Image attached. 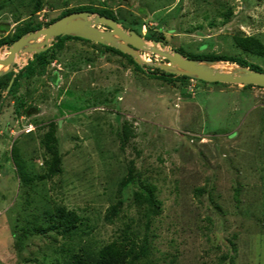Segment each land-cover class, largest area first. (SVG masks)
<instances>
[{
  "label": "rangeland",
  "instance_id": "374dc122",
  "mask_svg": "<svg viewBox=\"0 0 264 264\" xmlns=\"http://www.w3.org/2000/svg\"><path fill=\"white\" fill-rule=\"evenodd\" d=\"M33 2L0 0V40L91 7L184 56L264 71V0ZM50 47L0 104V264L118 245L126 264H264V89L166 82L85 39ZM59 210L73 214L67 230Z\"/></svg>",
  "mask_w": 264,
  "mask_h": 264
},
{
  "label": "water",
  "instance_id": "95a60500",
  "mask_svg": "<svg viewBox=\"0 0 264 264\" xmlns=\"http://www.w3.org/2000/svg\"><path fill=\"white\" fill-rule=\"evenodd\" d=\"M63 35L112 47L130 56L141 68L154 67L164 73L186 76L208 83L252 85L264 89V71L223 60L185 57L177 50L166 47L160 40L145 39L132 29H124L113 18L83 10L67 13L45 26L26 31L7 45L6 54L0 57V76L9 72H12V75L0 96V104L14 73L21 68L22 63H16L14 57L24 56L25 62L33 54L45 51L56 36ZM147 42L150 44L148 45ZM144 54L156 58L145 60L142 57Z\"/></svg>",
  "mask_w": 264,
  "mask_h": 264
},
{
  "label": "trees",
  "instance_id": "16d2710c",
  "mask_svg": "<svg viewBox=\"0 0 264 264\" xmlns=\"http://www.w3.org/2000/svg\"><path fill=\"white\" fill-rule=\"evenodd\" d=\"M40 2H41V0H34L33 6H32V11L33 12L38 11L40 9ZM83 10L84 11H88V12H96V10L91 8V7H78L76 9L65 10L64 12L60 13V15H58L57 17L50 19L45 25H47L48 23L54 21L55 19L59 18L62 15H65L67 13L74 12V11H83ZM97 14L104 15V16L113 18L115 20V18L106 9H102V10L98 11ZM39 27H40L39 25L26 24L22 28L18 29L17 32L14 35H12L10 38L1 39L0 43L4 42V41H7V42L11 43L14 39H16L18 36H20L24 32L29 31V30H34V29H37ZM134 31L138 35H140V32H138L136 30H134ZM69 38H71V39H81L79 37H72V36H67V35L56 36L53 39L51 47L49 48V50L52 49V48L59 49L61 41L64 40V39H69ZM143 38L159 40L153 34L148 35V36L146 35ZM257 44H258V47H259L258 48V52H261L262 49H261L260 43L258 41H257L256 45ZM239 45H241L242 47H246V45L243 42H241V41H240ZM102 46L104 48L110 50V51H113V52L118 53V54H122L123 56H125L127 58V60L135 68L141 70V68L136 63H134L132 61L130 56H128V55H126L124 53H121L120 51H118V50H116V49H114L112 47L104 46V45H102ZM248 49H250V48H248ZM47 50L48 49H46L43 52H40V53H37V54H33L32 57L34 58V60L37 63L41 64V63H43V61L46 60L45 54L47 53ZM180 53H182V52H180ZM185 57L192 58V59L223 60V61H228V62H234V63L239 64L241 66H245V64L243 62H241L239 59L234 58L232 56H225V55H220L219 56V55H212V54L211 55L190 54V55H187ZM32 65H33L32 62L30 61V62H28V64L25 67L18 69V71L16 73H14V75L12 77V81H11V83L9 85V88H8L7 92H6L7 94L14 90L16 79H17L18 76H20V74L22 72L25 73L27 76L33 72L34 69H33ZM144 68H145V71L147 72V74L150 77L157 78V79H160V80H163V81H166V82H170L171 80H174V79H186L187 78L186 76H175V75H172V74L164 73V72H162L159 69L154 68V67L144 66ZM249 68L262 71L260 68L255 67V66H250ZM141 71H143V70H141ZM11 75H12V72H9L7 74H4V75L0 76V88L3 91L5 90V87L7 86V83L9 81ZM201 82H203V81H201ZM212 83L213 84H221V83H218V82H212ZM249 87H252V85L243 86V88H249ZM255 87H257V86H255ZM72 216H73V214L70 213V212L64 213L61 210H59V211H57V214H55L54 217H56L55 222L59 226H62L64 230L65 229L67 230L69 228V226L72 225V224L69 225V222H71V217ZM74 255L75 256L72 257V264H126L128 259L130 258V251L129 250H127V251L126 250H122V248H120V246L118 245L115 248H113V246H106V247H104V249H102L100 251L99 255L98 254L94 255L92 258H89V259H82L81 260V257L77 256V254H74Z\"/></svg>",
  "mask_w": 264,
  "mask_h": 264
},
{
  "label": "bare ground",
  "instance_id": "6f19581e",
  "mask_svg": "<svg viewBox=\"0 0 264 264\" xmlns=\"http://www.w3.org/2000/svg\"><path fill=\"white\" fill-rule=\"evenodd\" d=\"M147 44L149 45L150 43L149 42H147ZM1 52V51H0ZM1 55V54H0ZM142 57H144V56H142ZM24 59H25V57L24 56H16V57H14V61L16 62V63H23L24 62ZM145 60H147V58H144Z\"/></svg>",
  "mask_w": 264,
  "mask_h": 264
}]
</instances>
